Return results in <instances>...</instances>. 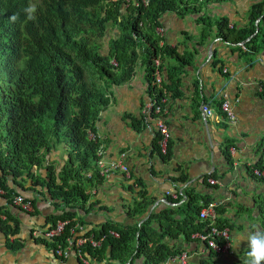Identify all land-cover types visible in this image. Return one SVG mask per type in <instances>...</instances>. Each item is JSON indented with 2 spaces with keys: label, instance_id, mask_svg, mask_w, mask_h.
<instances>
[{
  "label": "trees",
  "instance_id": "obj_1",
  "mask_svg": "<svg viewBox=\"0 0 264 264\" xmlns=\"http://www.w3.org/2000/svg\"><path fill=\"white\" fill-rule=\"evenodd\" d=\"M31 1L0 0V236L10 251L21 249L22 217L32 213L8 200L19 194L14 186L23 191L16 181L22 174L30 179L29 189L53 207L44 224L52 226L56 220L74 217L53 239L32 237L31 226L27 227V236L34 242L53 250L55 243L64 242L74 222L84 223L77 211L86 212L93 205L84 208L88 198L84 190L100 181L95 173L89 178L84 175L93 169L99 145L96 138L87 137V131L94 129L99 112L109 102V86L128 80L138 59L151 81L153 58L159 51V36L154 32V26L160 25L159 16L168 11L199 10L198 0H147L145 5L140 0ZM260 22L264 23V0H251L245 27L230 31L226 19L219 18L215 28L222 39L230 41L249 36L245 44L252 53L264 46ZM106 23L115 27V33L103 50ZM257 39L263 43L257 44ZM162 52L173 54L166 47ZM57 145L65 152L63 162L43 165L44 155ZM224 158L230 164L228 153ZM32 166L42 167L44 175L32 171ZM255 167L262 168L260 158L251 166ZM21 196L37 213L36 196ZM185 197L180 205L147 212L152 199L139 192L138 199L126 207L132 222L117 227L105 221L91 228L95 237H105L98 247L84 246V255L111 264H160L179 251L174 242L180 236L186 244H196L190 235L203 225L197 220L198 202L212 198L192 192H185ZM254 206L257 226L264 230V199L256 200ZM108 229L115 230L117 237L107 234ZM216 256L208 252L189 264H214Z\"/></svg>",
  "mask_w": 264,
  "mask_h": 264
},
{
  "label": "crops",
  "instance_id": "obj_2",
  "mask_svg": "<svg viewBox=\"0 0 264 264\" xmlns=\"http://www.w3.org/2000/svg\"><path fill=\"white\" fill-rule=\"evenodd\" d=\"M250 4L251 0H198L197 11H168L159 16L163 28L155 56L159 85L147 80L145 66L138 59L129 79L113 87L108 104L94 123L102 158L108 160L122 153L120 160L128 174L116 169L86 186L88 198L84 208L89 203L93 205L86 212L77 211L86 229L97 228L105 221L117 227L131 223L126 207L138 199L139 192L152 199L147 212L180 205L185 201V192H192L219 202L217 221L228 228L230 236V253L219 256H247V241L237 246V237L246 236L253 225L258 227L254 202L264 199V177L254 174L251 168L260 158V170H264V91L257 89V84L264 81V46L251 53L245 44L249 36L241 41L222 39L215 23L225 18L230 31L245 27ZM258 40L256 43L260 44ZM164 47L173 54L163 53ZM157 91V103L169 134L165 154H160L155 144L153 114L142 112ZM224 98L231 100L232 121L218 109ZM200 104L208 105L212 115H204ZM56 147L44 155L43 165L53 161L60 166L63 162L65 152ZM225 153L229 154L230 164L224 160ZM32 171L40 176L45 173L42 167L32 166ZM208 178L215 183L209 184ZM16 181L23 191L14 186L15 191L29 198L36 196L37 213L32 208L31 216H21V249L8 250L0 236V264H83L72 253L59 259L51 248L27 236V227L31 226V232L48 225L44 224L45 218L53 207L29 189L30 179L24 174ZM247 214L250 219L246 220ZM198 222L202 225V221ZM191 235L196 244H186L182 236L174 242L180 247L178 252H188V264L205 255L199 253L198 239ZM175 255H169L160 264H177ZM92 262L111 264L91 258L87 264Z\"/></svg>",
  "mask_w": 264,
  "mask_h": 264
},
{
  "label": "built area",
  "instance_id": "obj_3",
  "mask_svg": "<svg viewBox=\"0 0 264 264\" xmlns=\"http://www.w3.org/2000/svg\"><path fill=\"white\" fill-rule=\"evenodd\" d=\"M144 5L147 3V0H140ZM136 4V3H134ZM230 26V24H229ZM154 32L156 35L161 36L163 34V28L160 25L154 26ZM112 65H115L114 60H110ZM224 71V70H223ZM160 83V74L158 68L157 57L153 58V72H152V84L159 85ZM257 89L259 91H264V81L257 84ZM154 99V100H153ZM149 100L142 108V112H150L153 114L154 125L157 132V137L155 144L157 146L158 152L160 154L166 153V144L168 139V129L166 123L163 119L160 105L157 103V98ZM238 98L234 99V102H237ZM199 108L201 112L206 115H212V109L206 104H200ZM219 111L224 114L228 120H233V111L231 100L224 98L220 101L218 105ZM87 137L89 139L95 138V133L90 130L87 131ZM95 160L92 170L86 171L84 175L89 178L92 174H96L97 177H104L109 173H112L118 169L124 174H128L127 167L121 162L120 158L123 156L122 153L118 154L116 157L109 158L104 160L102 158V151L99 146L95 150ZM253 173L257 176L264 177V170L257 168L253 169ZM207 182L209 184H214L215 180L213 178H208ZM0 193L3 191L0 189ZM167 193V192H166ZM8 200H11L12 204L19 206L22 210L30 212L32 211V205L29 200L23 199L19 194L12 195ZM200 208L198 211L197 218L202 221L201 231L194 232L191 236L196 237L199 242L198 251L199 253L207 254L208 252H213L218 255H225L230 253V236L228 228L222 224H219L217 221L216 207L219 205L218 201H208L203 203L199 201ZM74 220V217L64 220H56V222L51 226H46L45 228H36L31 230L30 234L32 237H41L46 239H53L59 237L62 233L66 224H70ZM91 228L86 229L84 224L74 222L71 227L68 229V235L65 237L64 242L55 243L53 248V253L59 259H65L72 253L80 262L83 264L88 263L89 256H85L83 253V247L88 246L90 248L98 247L105 235L102 234L99 237H95L94 234L90 231ZM107 234L113 237H117V232L112 229L107 230ZM188 252L180 251L173 259L176 260L177 264H188ZM94 259V258H91Z\"/></svg>",
  "mask_w": 264,
  "mask_h": 264
},
{
  "label": "clouds",
  "instance_id": "obj_4",
  "mask_svg": "<svg viewBox=\"0 0 264 264\" xmlns=\"http://www.w3.org/2000/svg\"><path fill=\"white\" fill-rule=\"evenodd\" d=\"M252 229L247 232L246 236H238L236 245L238 246L243 240L247 241L250 250L244 264H262L264 262V230L255 225L252 226Z\"/></svg>",
  "mask_w": 264,
  "mask_h": 264
},
{
  "label": "rangeland",
  "instance_id": "obj_5",
  "mask_svg": "<svg viewBox=\"0 0 264 264\" xmlns=\"http://www.w3.org/2000/svg\"><path fill=\"white\" fill-rule=\"evenodd\" d=\"M34 0L31 1V4L33 3ZM205 11H207V9H204ZM262 23H260V30L261 32H264V26L261 25ZM114 33H115V27L106 23V27H105V32L104 35L101 38L102 41V48L103 50L106 49V45L107 42L110 38L114 37ZM257 42V41H255ZM259 43H263L260 41V39L258 40ZM113 87L114 86H109L108 88V95L109 98H111L112 93H113ZM61 148V147H56V149ZM60 151V150H59ZM17 180V178H16ZM19 182V181H18ZM247 219H250L249 214H247ZM251 220L253 221V218H251ZM256 222V221H253ZM247 256H216L214 257V264H244V261L246 260ZM103 261H105V259H103ZM92 264H99L98 262H92Z\"/></svg>",
  "mask_w": 264,
  "mask_h": 264
},
{
  "label": "water",
  "instance_id": "obj_6",
  "mask_svg": "<svg viewBox=\"0 0 264 264\" xmlns=\"http://www.w3.org/2000/svg\"><path fill=\"white\" fill-rule=\"evenodd\" d=\"M257 20H258V19H256V21H257ZM256 21H255V22H256ZM125 264H126V263H125Z\"/></svg>",
  "mask_w": 264,
  "mask_h": 264
}]
</instances>
